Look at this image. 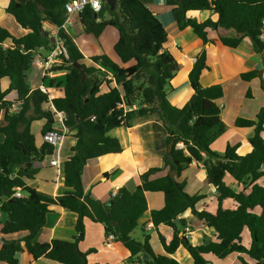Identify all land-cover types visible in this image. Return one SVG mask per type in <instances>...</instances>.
<instances>
[{"label":"trees","instance_id":"16d2710c","mask_svg":"<svg viewBox=\"0 0 264 264\" xmlns=\"http://www.w3.org/2000/svg\"><path fill=\"white\" fill-rule=\"evenodd\" d=\"M68 1L10 0L6 13L27 33L17 37L0 24V134L4 137L0 142V232L27 233L21 240L24 247L4 240L0 262L19 264L17 255L27 250L35 260L92 264L87 256L97 252L96 249L84 253L79 248L85 237V222L89 220L102 224L106 235L113 234L115 243L129 251L132 263L181 264L172 255L183 246L194 264H210L207 255L223 260L235 253L264 264V186L258 184L264 177V106L254 119L239 117L235 121L237 128H253L248 140L250 153L239 155V144L229 145L223 153L213 151L211 142L225 128L222 108L217 103L224 97V88L204 87L200 81L203 72L209 69L207 45L217 42L209 38V30L217 33L220 26L231 29L228 36L217 33L221 44L236 49L248 38L255 52L264 55V0H166L179 29L191 28L203 43L188 75L193 93L183 107L172 105L168 99V92L173 90L172 80L181 65L165 48L169 41L165 25L141 0H118L115 9L104 2L99 13L87 6L75 15L72 25L76 36L84 32L96 38L107 27H115L119 34L114 45L117 57L123 65L134 64L121 66L107 54L86 59L73 36L60 29L58 35L64 40L69 57L51 71L65 74L63 95L50 98L51 94L32 89L27 78L36 51L44 49L48 54L55 48L54 37L44 29V24L60 28L65 22L64 5ZM203 11L216 14L217 20L199 21L190 16ZM75 63L83 66L84 74ZM262 71L264 68L242 73L240 78L246 82L259 79L264 92ZM5 78L9 79V86L3 89ZM103 87L107 89L104 92ZM12 91L17 92L14 102L7 99ZM246 96L252 98L250 90ZM52 105L65 113V125L76 139L64 164L65 191L56 197L45 196L27 185V180L39 171L35 160L52 154V147L46 142L37 146L33 132L36 121H44L42 136L53 129L56 113ZM152 114L159 116L167 148L172 144L171 152L163 157V167L143 172L134 192L121 188L106 203L85 195L82 176L86 164L123 151L121 141L108 133L116 128H129L136 118ZM193 162L202 164L208 183L219 193L213 200L214 210H197L196 205L204 196L188 194L185 183L178 181L177 177ZM172 170L177 171L175 177L169 174ZM227 176L241 189L229 186ZM18 190L22 197L15 196ZM154 192L163 194L164 206L150 211V221L155 228L165 225L174 231L172 239L160 235L164 255L154 252L150 235L145 234L141 242L132 237L139 220L148 212L147 194ZM55 208L78 215L76 234L70 241L54 239L39 243L37 236ZM189 209L197 220L216 231V241L194 245L185 235L187 221L179 216ZM176 219L180 220L181 230ZM245 229L251 236L249 247L242 243ZM240 259L248 264L243 257Z\"/></svg>","mask_w":264,"mask_h":264},{"label":"crops","instance_id":"0c3cea01","mask_svg":"<svg viewBox=\"0 0 264 264\" xmlns=\"http://www.w3.org/2000/svg\"><path fill=\"white\" fill-rule=\"evenodd\" d=\"M145 3L165 25L169 35V41L172 39V44L169 47L165 46L171 52L173 48L179 52V57H174L181 65L179 72L172 80L173 90L168 92V99L172 105L176 107H183L191 98L192 90L188 91L185 87V95L181 98L177 97L180 86H184L188 80V75L193 67L194 60L203 47L202 41L194 34L191 28L180 30L177 26L171 9L167 6L166 0H141ZM10 0H0V22ZM205 15L203 20L208 18L217 20V15L210 12ZM204 14V13H202ZM171 24V29L175 34H169L167 25ZM44 29L54 33V28L48 23L44 24ZM68 32V31H67ZM27 33V30L22 29L21 37ZM82 34H84L82 32ZM82 34L73 36L76 44L86 59L90 57L107 54L113 61L121 66L128 67L134 62L123 65L114 51V45L118 40L119 34L115 27H107L105 31L96 41L90 37H84ZM208 36L210 39L217 40L216 44H212L207 48V63L209 69L205 70L201 76V84L204 87L212 85H222L224 88V97L217 101L222 108L221 119L225 125L224 131L220 133L210 145V148L216 152H223L229 145L239 144V155H247L251 152V145L249 138L253 135V128H237L235 121L237 118L242 117L246 119H254L259 110L264 106V92L261 89V82L259 79H254L250 82L243 81L240 78L242 73H247L253 70H263L264 68V55L255 52L251 41L245 38L241 45L236 49H231L218 41V35L215 31L209 30ZM92 38V39H91ZM82 40V43L78 42ZM37 57H46L47 53L44 49L36 51ZM43 71L40 67L28 72V82L34 81L31 88H39L43 82ZM182 77H180V75ZM264 80V71H262ZM183 78V79H182ZM182 84H179V81ZM9 79L5 78L2 81L3 89L8 88ZM190 86V85H189ZM64 87V85H63ZM106 87L102 88V92L106 91ZM187 90V91H186ZM251 91L252 98H247L246 94ZM52 86L49 92H52ZM60 95L55 97L62 96ZM51 98H54L51 96ZM172 98L179 99L181 102L176 103ZM8 100L16 101L17 92L12 91L8 95ZM16 107V104L13 105ZM44 121L34 123L42 130ZM35 134V133H34ZM112 137L118 138L122 145L123 151L119 154H107L99 158L90 160L83 170V186L85 195L94 200L106 203L119 189L126 188L130 192H134L140 184V175L154 167H163V157L165 154L166 134L164 128L156 114L148 115L141 118H136L129 128L121 127L111 130L108 133ZM71 134H67L66 137ZM264 136V133H263ZM43 138V137H42ZM74 141H69L70 149L75 145L76 139L72 136ZM4 139L0 134V142ZM64 140H66L64 138ZM63 144L59 154V163L57 166L52 165L54 156L46 154L43 159H36L35 166L39 169L38 173L33 179L27 180V185L35 188L41 194L48 197H56L62 195L65 191L64 179V164L66 159L70 156L68 150L65 151V158L62 157V152L66 146ZM45 143L44 139L36 144L42 147ZM47 156L51 157L50 162ZM187 169L197 170L199 173L189 174ZM180 176L179 182L185 183V191L190 195H203L204 198L196 205L197 210L204 209L214 210L215 205L213 200L219 196L216 188L209 184L207 181L206 170L202 164L193 162ZM191 180V181H189ZM226 183L235 190H240L241 186L233 180L232 177L225 178ZM258 184L264 186V177H262ZM23 195V194H22ZM148 212L139 220L138 228H141L145 234L151 237V246L154 252L158 255H164L165 251L160 242V235L167 239H172L174 231L171 227L161 225L155 228L150 221V211L161 209L164 206V196L162 193L154 192L147 194ZM259 212V208L256 210ZM0 218L2 216L0 215ZM180 219L187 221V227L191 229L190 234H186L194 245H201L209 241H216L217 234L213 228L204 225L196 219L189 209L179 216ZM78 215L61 208H55L53 212L47 215L46 225L37 236L39 243H47L54 239L70 241L75 236V227L77 225ZM85 237L79 244L82 252L88 253L90 249H96L97 252L88 254L87 259L92 264H134L130 260V253L128 250L115 243L112 248L104 245L106 237L105 228L102 224L93 223L86 220ZM27 235L26 232L17 233L13 235H3L0 232V248L5 241L19 243L24 247V242L21 240ZM138 241V240H137ZM143 241V239H142ZM141 242V241H140ZM242 243L246 247L250 246L251 236L248 229H245L242 234ZM19 264H61L40 258L35 260L33 256L27 251H23L17 255ZM174 259L181 264H194V260L187 249L180 246L177 251L172 255ZM243 259L248 264H257L256 261L250 259L247 255L238 253L231 254L223 260L215 258L213 255H207L206 258L210 264H244L240 259ZM0 264H5L1 263Z\"/></svg>","mask_w":264,"mask_h":264},{"label":"built area","instance_id":"2783aa9c","mask_svg":"<svg viewBox=\"0 0 264 264\" xmlns=\"http://www.w3.org/2000/svg\"><path fill=\"white\" fill-rule=\"evenodd\" d=\"M104 1L103 0H69L64 5L66 18L64 24L60 27H53L54 33L52 36L54 37L55 41V48L51 50L46 57L38 56L34 61L33 65L40 67L43 71L42 77L43 79H50V81L55 80L59 77L62 72H54L51 69L48 71L50 67L53 65H61L64 62V59L69 57L68 49L65 46L64 40L59 37L58 33L60 29H64L67 32L68 26L73 25L75 15L82 13V11L87 7L90 6L95 13H99L102 10ZM195 62V60H194ZM47 75V77H46ZM51 85H47L46 83L42 82L39 86V89L44 92L48 93ZM51 98V95H50ZM52 111L56 113V123L52 130L46 132L43 135L44 141L52 147V155L54 156V160L52 161L53 166H57L59 163V154L63 144V140L66 135L69 133L66 125H65V118L66 115L63 111H58L53 105L51 106ZM178 146H181L179 144ZM16 197H22V193L18 190L15 194ZM1 215V213H0ZM185 235L191 233V229L185 227L184 229ZM115 244V237L113 234L106 235L104 240V245L106 247L112 248ZM138 264V263H134Z\"/></svg>","mask_w":264,"mask_h":264},{"label":"rangeland","instance_id":"374dc122","mask_svg":"<svg viewBox=\"0 0 264 264\" xmlns=\"http://www.w3.org/2000/svg\"><path fill=\"white\" fill-rule=\"evenodd\" d=\"M202 13H204V14H202ZM209 12H207V11H203V12H194V13H192L190 16H192V17H195V18H197L198 20H203L205 17V15H207ZM5 15V17H3L2 18V20H1V22H0V24H1V26H3V27H5V28H7L8 30H10L13 34H15V35H20L21 34V30H22V28L17 24V22H16V20H15V18L12 16V15H10V14H4ZM167 27H168V29H169V34H175L173 31H172V29H171V24H169V25H167ZM67 31H68V33L70 34V35H72V36H76V30L73 28V26L71 25V26H68V28H67ZM84 33V32H83ZM82 34V33H81ZM84 37H87V35L88 34H86V33H84V34H82ZM90 37H92L95 41H96V38H95V36L94 35H90ZM91 38V39H92ZM78 42L79 43H82V40L81 39H78ZM172 44V39H170V41H168V43L165 45L166 47L168 46L169 47V45H171ZM171 52L176 56V57H179V52H178V50L177 49H175V48H173L172 50H171ZM47 53V52H46ZM43 57V56H42ZM35 58H37V54L35 55V57H34V60H35ZM44 58V57H43ZM34 63L32 62V65H31V68H30V70L31 71H33V70H35L36 69V66L35 65H33ZM54 66H56V65H53L52 67H54ZM52 67H50L49 69H48V71L50 70V69H52ZM29 70V71H30ZM182 75L183 74H181L180 75V77H182ZM46 77H47V75H46ZM183 79V78H182ZM181 81L182 80H180L179 81V84H182L181 83ZM43 82L44 83H46L47 85H49V83H50V79H48V78H46V79H43ZM64 82H65V74L64 73H62V74H60L59 75V77H57L55 80H53L52 81V83H51V86H52V92H50V94H51V96L52 97H55L56 95H60L62 92H63V85H64ZM30 84L31 85H34V81L33 80H30ZM185 87H186V89L189 91L190 90V86H189V83L187 82L186 84H184V86H183V84H182V86H180V88H179V92H178V94H177V97H183L184 95H185ZM186 90V91H187ZM172 100L174 101V102H176V103H179V102H181L179 99H176V98H172ZM39 121H36V123H38ZM34 133H35V137L37 138V142L39 143L40 142V139L42 140L43 138V136H42V134H41V131H40V129H39V127L37 126V125H35L34 126ZM219 133V132H218ZM217 134V133H216ZM219 134H217V136H218ZM221 135V134H220ZM216 136V137H217ZM215 137V138H216ZM214 138V139H215ZM65 139L66 140H64L65 142H66V146H65V148H64V150H63V154H62V157L63 158H65V151H67L68 150V154L69 155H71V149H70V147H69V141H74V139L72 138V136H70V135H68L67 137H65ZM213 139V140H214ZM215 141V140H214ZM211 145V144H210ZM168 152V148H167V145H166V142H165V154ZM224 152V151H223ZM223 152H220V153H223ZM164 154V155H165ZM51 157H53V156H47L46 158H47V160L50 162V160H51ZM186 172H188L189 174H191V173H193V172H195L196 174L197 173H199L197 170H192V169H187V171ZM189 181H191V180H189ZM143 234H144V232H143V230L141 229V228H137L134 232H133V234H132V237L135 239V240H138V241H142V239H143Z\"/></svg>","mask_w":264,"mask_h":264},{"label":"water","instance_id":"95a60500","mask_svg":"<svg viewBox=\"0 0 264 264\" xmlns=\"http://www.w3.org/2000/svg\"><path fill=\"white\" fill-rule=\"evenodd\" d=\"M103 1L106 2L111 7V9H115L116 6H117V2H118V0H103ZM217 33L219 35H221V36H228L229 34L232 33V30L231 29H226V28L220 26V27H218ZM207 47H209V45H207ZM74 66L77 69H79L84 74L83 66L79 65V63H75ZM84 79H85V75H83V80ZM171 150H172V144L169 145L168 152H171ZM169 174H170V176L175 177L177 175V171L176 170H172V171L169 172ZM175 223L177 224L178 229L181 230L180 220L176 219ZM182 235H183V233L180 232V236H182ZM145 258H148V256L145 255Z\"/></svg>","mask_w":264,"mask_h":264}]
</instances>
